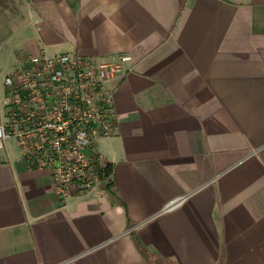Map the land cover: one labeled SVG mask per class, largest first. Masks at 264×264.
Segmentation results:
<instances>
[{
	"label": "crops",
	"instance_id": "obj_1",
	"mask_svg": "<svg viewBox=\"0 0 264 264\" xmlns=\"http://www.w3.org/2000/svg\"><path fill=\"white\" fill-rule=\"evenodd\" d=\"M15 4L0 108L20 55L128 54L132 71L92 147L96 192L62 203L12 141L0 152V264H264V0Z\"/></svg>",
	"mask_w": 264,
	"mask_h": 264
},
{
	"label": "built area",
	"instance_id": "obj_2",
	"mask_svg": "<svg viewBox=\"0 0 264 264\" xmlns=\"http://www.w3.org/2000/svg\"><path fill=\"white\" fill-rule=\"evenodd\" d=\"M131 59L96 63L45 51L17 57L3 81L0 152L12 141L29 168L50 173L62 203L73 192H96L102 175L92 147L114 135L115 82L132 71Z\"/></svg>",
	"mask_w": 264,
	"mask_h": 264
},
{
	"label": "rangeland",
	"instance_id": "obj_3",
	"mask_svg": "<svg viewBox=\"0 0 264 264\" xmlns=\"http://www.w3.org/2000/svg\"><path fill=\"white\" fill-rule=\"evenodd\" d=\"M15 3H16V0H0V6L3 9H7L8 8L9 11L11 10L13 13H15V11H14V7H16ZM9 144H12V142H9Z\"/></svg>",
	"mask_w": 264,
	"mask_h": 264
},
{
	"label": "trees",
	"instance_id": "obj_4",
	"mask_svg": "<svg viewBox=\"0 0 264 264\" xmlns=\"http://www.w3.org/2000/svg\"><path fill=\"white\" fill-rule=\"evenodd\" d=\"M108 166L104 169V172H105V177H108L110 175V170L108 171ZM107 169V170H106ZM110 186V184H109Z\"/></svg>",
	"mask_w": 264,
	"mask_h": 264
}]
</instances>
